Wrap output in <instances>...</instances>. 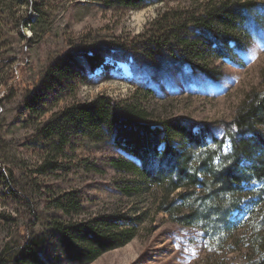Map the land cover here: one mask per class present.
Here are the masks:
<instances>
[{"label": "rangeland", "instance_id": "1", "mask_svg": "<svg viewBox=\"0 0 264 264\" xmlns=\"http://www.w3.org/2000/svg\"><path fill=\"white\" fill-rule=\"evenodd\" d=\"M29 1L43 3L42 24L33 25L38 13ZM189 1L148 0L140 9L123 10L105 0H0V264H32L20 261L26 242L38 246L44 264H71L59 234L49 227L55 212L43 205L51 190L80 191L88 213L115 203L116 182L123 178L110 160L128 155L112 138L74 135L65 153L57 155L50 142L37 136L36 129L71 97L80 102L99 95L117 100L148 86L154 90L149 99L156 112L163 110L194 127L210 145L217 134L226 135L246 93L264 85V0H255L250 21L236 31L238 44L230 43L228 56L214 57L200 46L210 76L191 70L181 48L147 54L152 46L136 37L160 12L185 8ZM64 57L79 74L72 93L61 84L49 88L45 83L50 66ZM36 95L45 100L44 116L30 112ZM175 145L181 150L183 140L177 138ZM49 157L52 164L41 171ZM260 187L252 181L248 190ZM146 197L138 199L140 212L149 211L155 200ZM236 203L228 223L221 220L212 230L151 210L137 238L87 264H248L264 245V191H248ZM130 206L121 208L130 211Z\"/></svg>", "mask_w": 264, "mask_h": 264}, {"label": "trees", "instance_id": "2", "mask_svg": "<svg viewBox=\"0 0 264 264\" xmlns=\"http://www.w3.org/2000/svg\"><path fill=\"white\" fill-rule=\"evenodd\" d=\"M105 1L123 10L140 9L148 4V0ZM28 6L38 13L33 25L42 24L46 17L43 3L29 1ZM254 6L255 0H190L185 8L170 7L160 12L136 39L152 46L147 50L151 56L163 47L181 48L186 51L183 59L191 70L210 76L203 51L207 48L217 58L228 56L230 43L238 44L236 31L244 30ZM201 45L205 49H200ZM65 58L50 66L45 83L49 88L61 84L72 93L79 74L73 62ZM153 93L146 86L117 100L99 95L90 102H80L71 101V97L36 129L37 136L50 142L57 155L65 153L74 135L93 140L112 138L128 155L110 160L114 172L123 178L116 182L117 198L112 207L88 213L80 191L51 190V195L44 191L50 197L43 200V205L55 212L49 227L59 234L63 252L71 264L93 262L133 241L151 210L156 214L165 211L181 224L203 223L212 230L221 220L228 223L229 214L239 207L238 198L248 191H264V85L246 93L226 135L217 134L210 145L194 127L168 117L163 110L156 112L149 99ZM33 98L31 114L44 116L47 110L41 107V102L45 100L39 95ZM177 138L183 140L181 150L175 145ZM49 164H52L50 157L42 161L40 170ZM252 181L259 182L261 187L248 190ZM12 191L14 196L18 195L16 189ZM148 195L155 200L149 211L140 212L138 199ZM18 198L27 203L26 199ZM230 198H234L233 202H229ZM123 205V208L131 205L130 211L121 208ZM37 249L34 242H26L19 252L20 261L44 264ZM248 264H264V245H260V253Z\"/></svg>", "mask_w": 264, "mask_h": 264}]
</instances>
